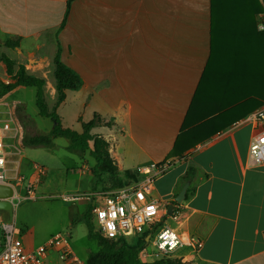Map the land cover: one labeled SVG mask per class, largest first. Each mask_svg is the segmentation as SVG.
Listing matches in <instances>:
<instances>
[{"label": "crops", "instance_id": "0c3cea01", "mask_svg": "<svg viewBox=\"0 0 264 264\" xmlns=\"http://www.w3.org/2000/svg\"><path fill=\"white\" fill-rule=\"evenodd\" d=\"M258 1L259 14L238 0H216L213 8L210 0H74L59 30L66 0H0V44L19 43L0 51L47 78L58 41L62 62L83 81L75 91L84 93L83 104L113 121L91 134L107 143L115 182L128 179L127 172L136 175L129 184L141 181L139 167L172 161L154 180L152 197L173 205L176 219H170L184 226L179 231L201 242L197 251L174 252L183 262L264 264V161L253 166L248 158L257 126L252 115L264 107V31L257 28L264 0ZM199 124L197 142L172 156L177 137ZM90 148L76 153L81 174L96 187L103 177L92 172ZM11 149L13 180L22 157ZM186 182L184 200L175 206ZM78 201L89 204L85 197Z\"/></svg>", "mask_w": 264, "mask_h": 264}, {"label": "rangeland", "instance_id": "374dc122", "mask_svg": "<svg viewBox=\"0 0 264 264\" xmlns=\"http://www.w3.org/2000/svg\"><path fill=\"white\" fill-rule=\"evenodd\" d=\"M0 52L11 58V53L7 50L3 49ZM0 65V80L7 83L10 79L5 73L4 66ZM44 79L46 81L45 101L51 110L55 103L53 76L49 75ZM34 93L35 90L32 87H19L0 99L6 111L14 112L22 128L21 139L24 135L47 133L53 126L50 120L38 115L34 104ZM83 103V92L67 91L64 102L56 110L64 128L81 132L78 119L81 118L83 122L92 119L93 107L85 106ZM17 106L24 108V115L27 117L24 125L16 117ZM14 146L21 151L22 157L18 176L25 178L23 183H14L17 194L23 198L14 199L13 221L15 227L22 231L16 243L23 248L24 252L32 251L39 245L45 246L53 235L59 233L67 239L73 255L80 263L85 264L88 254L97 251L98 246L95 240L87 236V227L81 220L86 205L78 200L91 192L99 191L100 187L110 188L116 183L115 179L107 173H100L103 178L94 187L91 178L81 174V157L67 148L68 141L64 138L53 139L49 147H22L21 141H14ZM14 146L10 147L11 150H14ZM34 165L41 170V173L38 174L34 170ZM33 175L37 177V181L32 180ZM127 180L125 178L124 182ZM28 181L34 184V198H24L26 195L24 186ZM161 224L171 225L178 231L184 228L172 221L170 217L165 218ZM24 247L33 249L27 250ZM149 251L151 252L150 249ZM62 254L60 247L47 249L46 257L50 258L43 264H75L69 260H61ZM141 260L151 261L148 258H141ZM182 264L198 263L187 260L182 261Z\"/></svg>", "mask_w": 264, "mask_h": 264}, {"label": "built area", "instance_id": "2783aa9c", "mask_svg": "<svg viewBox=\"0 0 264 264\" xmlns=\"http://www.w3.org/2000/svg\"><path fill=\"white\" fill-rule=\"evenodd\" d=\"M257 28L264 31V23H259ZM252 117L257 126L249 144L248 158L250 165L257 166L264 161V107L258 109ZM21 134L22 128L14 112L6 111L5 106L0 103V185L11 187L14 198L18 200L23 198L17 194L14 183H23L25 178L18 175L13 180L8 178L7 149L14 146V141H21ZM171 166L170 160L141 166L136 170V173L144 176L141 181L132 182L118 189L101 188L86 195L95 230L105 238H130L145 234L147 241L139 252L140 259L148 258L156 261L173 258L174 252L182 247L197 251L201 246L198 239L186 232L161 224L164 217L175 220L176 216L174 214L168 216L166 205L152 197L154 180ZM33 168L38 174L41 173L36 165ZM24 189L26 191L24 198H34L33 182L28 181ZM0 232V264H42L47 249L57 247L63 251L61 260L82 264L73 255L67 239L59 233L53 235L45 246H40L32 252H24L16 243L21 231L15 227L14 221L11 224L0 222ZM148 249L151 252H148Z\"/></svg>", "mask_w": 264, "mask_h": 264}, {"label": "trees", "instance_id": "16d2710c", "mask_svg": "<svg viewBox=\"0 0 264 264\" xmlns=\"http://www.w3.org/2000/svg\"><path fill=\"white\" fill-rule=\"evenodd\" d=\"M74 0H66L63 18L59 27V30L63 29L67 16L71 9V4ZM248 3L250 7H254L255 14H259L262 7L258 0H238ZM216 0H210L211 8H213ZM17 40L6 39L0 47L3 46L7 49H14L18 47ZM0 63L5 68V73L10 79L5 83L0 80V99L7 94L14 91L16 88L32 87L35 90L34 104L37 108L38 115L51 121L53 126L49 132L44 134H34L31 136L24 135L21 139L22 147H49L52 145V140L55 138H64L68 141L67 148L75 152L85 153L89 151V144H91L90 154L95 160V167L92 169L93 174L98 177L99 173H107L114 179H117L118 170L114 164L113 159L109 155L107 143L100 137L91 134V130L96 127L104 126L111 127L113 121H105L98 114L93 113L92 119L83 122L81 118L78 122L81 126V132L74 131L69 128H64L61 125L60 117L56 113L57 108L64 102L67 91H78L83 81L81 77L70 67L65 65L61 60V48L59 42L56 43V51L52 60V76L54 80L55 90V103L51 110L47 106L45 101V84L44 78L36 77L29 74L23 65H16V63L8 56L0 52ZM15 114L18 121L24 125L25 117L24 108L17 106ZM25 120V121H24ZM54 123H56L54 125ZM186 128V124L182 126V130ZM201 130L200 124L191 131L183 133L177 137L174 142L171 152L172 156L180 154L179 151L187 150L193 146L194 141L197 142V133ZM209 137H203L199 142L207 140ZM184 140L188 141L184 144ZM128 179L134 180L133 173H126ZM192 177V171L189 169L185 175V180L189 181ZM136 182V181H133ZM116 184V185H115ZM110 188H103L104 190H112L122 188L129 185V182L117 180ZM175 206L176 203L173 202ZM91 207L88 204L86 210L82 215V222L87 227V236L90 239L95 240L98 246V250L88 254L85 264H182L180 259L176 258H164L156 261H142L139 258V252L146 245L145 234L140 236H132L130 238L117 237V238H105L95 230L94 222L90 213ZM166 217L163 218V220ZM21 231V230H20ZM22 232V231H21Z\"/></svg>", "mask_w": 264, "mask_h": 264}, {"label": "water", "instance_id": "95a60500", "mask_svg": "<svg viewBox=\"0 0 264 264\" xmlns=\"http://www.w3.org/2000/svg\"><path fill=\"white\" fill-rule=\"evenodd\" d=\"M56 123H54L55 125ZM189 183L186 182L179 193L174 198L176 204H181L184 200L186 190ZM13 189L9 186L0 185V222L11 224L13 222V203L14 200ZM173 205H169L166 214L168 216L172 215ZM147 241V239H146Z\"/></svg>", "mask_w": 264, "mask_h": 264}]
</instances>
